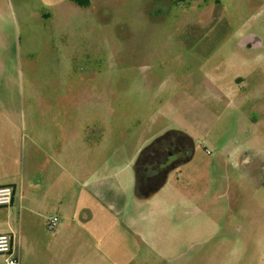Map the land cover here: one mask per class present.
<instances>
[{
	"label": "rangeland",
	"instance_id": "1",
	"mask_svg": "<svg viewBox=\"0 0 264 264\" xmlns=\"http://www.w3.org/2000/svg\"><path fill=\"white\" fill-rule=\"evenodd\" d=\"M18 106L54 137L75 264H264V0H0ZM172 131L189 159L136 198L140 151Z\"/></svg>",
	"mask_w": 264,
	"mask_h": 264
},
{
	"label": "crops",
	"instance_id": "2",
	"mask_svg": "<svg viewBox=\"0 0 264 264\" xmlns=\"http://www.w3.org/2000/svg\"><path fill=\"white\" fill-rule=\"evenodd\" d=\"M22 115L21 106L0 109V187L13 188L12 203L3 207L0 234L12 236L19 264H75L73 249L71 255L69 249L74 244V215L61 211L58 164L48 156L54 149V137L42 139L35 128L42 126L43 120L28 121ZM32 130L38 134H29ZM38 153L47 155L48 160H40ZM43 163L51 169H42ZM53 217L57 223L49 230L47 221ZM0 264H5L2 256Z\"/></svg>",
	"mask_w": 264,
	"mask_h": 264
},
{
	"label": "trees",
	"instance_id": "3",
	"mask_svg": "<svg viewBox=\"0 0 264 264\" xmlns=\"http://www.w3.org/2000/svg\"><path fill=\"white\" fill-rule=\"evenodd\" d=\"M173 1L175 3H181L185 0ZM171 137H174V139H178L181 142H186V144L191 146V138L188 135L181 132L172 131L164 134L163 136L156 139L153 143L142 149L134 164V193L136 195V198H146L147 196H150V194L156 192L165 184L168 172L170 170H159L156 175L151 177L147 173L146 165L150 163V159L153 158V156L158 157L162 154L158 150L159 146L164 142L170 140ZM188 157L189 155L182 161L189 159Z\"/></svg>",
	"mask_w": 264,
	"mask_h": 264
},
{
	"label": "flooded vegetation",
	"instance_id": "4",
	"mask_svg": "<svg viewBox=\"0 0 264 264\" xmlns=\"http://www.w3.org/2000/svg\"><path fill=\"white\" fill-rule=\"evenodd\" d=\"M191 146L178 139H170L159 146L162 153L158 157L153 156L146 165L149 176H154L159 170H171L189 155ZM157 158V159H156Z\"/></svg>",
	"mask_w": 264,
	"mask_h": 264
},
{
	"label": "built area",
	"instance_id": "5",
	"mask_svg": "<svg viewBox=\"0 0 264 264\" xmlns=\"http://www.w3.org/2000/svg\"><path fill=\"white\" fill-rule=\"evenodd\" d=\"M13 188L11 186L0 187V208L8 207L12 203ZM57 218L53 217L47 221V228L54 229ZM0 256L4 258L5 264H19V260L12 250V236L10 234H0Z\"/></svg>",
	"mask_w": 264,
	"mask_h": 264
}]
</instances>
